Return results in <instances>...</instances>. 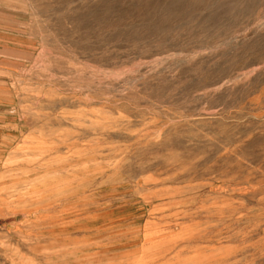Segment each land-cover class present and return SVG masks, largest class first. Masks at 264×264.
Here are the masks:
<instances>
[{
	"label": "rangeland",
	"instance_id": "obj_1",
	"mask_svg": "<svg viewBox=\"0 0 264 264\" xmlns=\"http://www.w3.org/2000/svg\"><path fill=\"white\" fill-rule=\"evenodd\" d=\"M0 264H264V0H0Z\"/></svg>",
	"mask_w": 264,
	"mask_h": 264
}]
</instances>
